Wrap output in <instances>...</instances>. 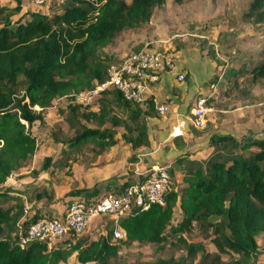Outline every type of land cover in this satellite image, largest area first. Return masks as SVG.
<instances>
[{
	"label": "trees",
	"instance_id": "trees-1",
	"mask_svg": "<svg viewBox=\"0 0 264 264\" xmlns=\"http://www.w3.org/2000/svg\"><path fill=\"white\" fill-rule=\"evenodd\" d=\"M13 1L11 4L0 0V264H67L72 257L78 264H148L142 260L116 261L121 245L113 238L114 223L106 233L92 239L70 232L62 245L33 241L21 246L22 234L42 212L34 207L19 231L11 237L3 236L5 226L22 213L26 204L22 196L2 187L10 176L21 171L23 163L41 144L30 127L44 118L42 111L53 101L65 97L74 114L87 120L99 119L100 113L86 111L91 105L78 103L74 94L106 79L111 62L100 57V50L115 42L123 31L148 22L153 9L166 0H100L98 6L92 0H65L64 5L52 0L48 11L29 8L23 0ZM249 13L255 20H264V0H251ZM254 73L263 76L264 64L258 65ZM19 88L24 91L21 98L15 95ZM110 94L123 107L131 109L129 118L139 124L137 136L124 134L125 138L133 143L134 149L149 147L147 123L140 116L157 111L154 95H149L142 104L126 100L117 89L104 91L98 98ZM35 105L41 110H34ZM80 127L68 143L76 153L83 152L88 143L105 153L118 141L115 132L108 128L100 130L86 124ZM209 143L224 145L226 152L206 160L191 157L188 150L176 155L172 163L182 167L183 184H176L172 176L164 205L134 207L131 214L121 217L118 223L125 232L123 242L163 244L175 206L179 204L183 229L207 222L217 236V244L243 258L256 255L257 236L264 233V138L247 137L240 141L232 133H213ZM253 146L257 148L244 155ZM51 161L46 157L42 168H49ZM128 182L121 185L120 192L131 184ZM80 194L97 197L99 184L66 191L64 199ZM44 196L50 197L45 186L37 188L36 201ZM189 250L195 252L194 247ZM207 255L201 264H223L219 252ZM157 264L181 263L160 259Z\"/></svg>",
	"mask_w": 264,
	"mask_h": 264
},
{
	"label": "rangeland",
	"instance_id": "rangeland-1",
	"mask_svg": "<svg viewBox=\"0 0 264 264\" xmlns=\"http://www.w3.org/2000/svg\"><path fill=\"white\" fill-rule=\"evenodd\" d=\"M1 1L15 3L13 0ZM23 1L25 5L33 3L32 0ZM58 3L64 5L65 0H58ZM250 3L251 0H183L179 3L166 0L153 9L148 22L134 30L123 31L115 42L100 50V57L110 62L118 61L121 55L123 57L146 45L180 52L181 64L185 65L187 72L182 81L177 76L174 78L183 87L176 86L173 89L178 94V106L183 109L182 116L179 117L180 124L177 128L172 123L160 125L163 121L172 122L169 120V112L159 114L155 110L152 114L141 115L140 119L147 123L150 148L157 139L169 135L167 141L171 142L172 134H177L173 140L174 147L169 144L166 148L173 149L174 153L185 149L190 152L191 157L206 160L217 153L226 152L224 145L209 143L213 133H232L240 141L247 137L264 138V75L254 73L258 65L264 64V20H255L249 13ZM51 4L36 6H48L50 10ZM92 14L91 12L89 17ZM23 94L21 88L15 93L17 98L23 97ZM201 97L206 98L207 121L205 128L198 129L191 120ZM167 100L170 101L171 98ZM32 108L41 110L38 105ZM90 110L98 111L99 119L87 120L84 116H78L69 106L67 98L57 99L42 111L43 119L32 123L30 129L41 144L23 163L21 171L14 174L16 186L10 189H18L23 194L24 204L30 206L27 216L33 212L34 207L39 209L42 207L39 205L43 204L55 209L56 216H60L59 211L65 208L64 202L67 206L72 198L68 196L64 199L66 191L88 188L98 183L94 179L93 168L104 162L102 160L97 163L98 158H103L110 150L124 145H128L134 154L137 152L133 143L125 138L136 137L139 132V124L129 118L131 109L123 107L110 94L104 99L97 97L86 108V111ZM81 124L100 130L108 128L115 132L118 141L105 153L97 151L98 147L93 143H88L83 152L76 153V149L68 143L81 129ZM140 147L138 150L142 149ZM256 148L253 146L243 153L248 155ZM65 151L69 154L66 155ZM46 157H50L52 161L49 168L44 169L42 165ZM170 158L171 160L162 163L172 165V155ZM52 162L55 163L53 166ZM171 174L176 184H183L182 167L179 164L172 165ZM139 180V177H133L132 182L138 183ZM44 186L50 197L44 196L41 201H36V189ZM108 189L115 191L114 186H109ZM104 190L106 186H100L99 195L105 193ZM77 197L82 198L84 194ZM92 198L89 197L88 200ZM103 221L106 222L104 226L108 227L114 223L109 217H105ZM181 223V208L177 204L163 244L137 241L128 243L121 238L115 239L121 245L116 261L131 263L142 260L148 264H157L160 259H171L181 264H201V259H207V254L219 252L223 264H264L263 232L257 236L259 247L256 255L248 259L217 244V236L207 222L195 223L188 230L183 229ZM9 228L5 229L11 237L14 232ZM101 231L103 228L97 230L89 227L78 236L91 238ZM66 237L54 244H64ZM190 246L195 248L194 253H190ZM67 264L78 263L72 257V261Z\"/></svg>",
	"mask_w": 264,
	"mask_h": 264
},
{
	"label": "built area",
	"instance_id": "built-area-1",
	"mask_svg": "<svg viewBox=\"0 0 264 264\" xmlns=\"http://www.w3.org/2000/svg\"><path fill=\"white\" fill-rule=\"evenodd\" d=\"M51 1L32 0L36 5ZM92 1L97 6L101 3L100 0ZM180 59V52L176 50H162L146 45L111 62L104 81H95L91 88L74 94V97L78 103L88 106L102 92L117 89L126 100L142 104L150 95L153 84L159 82L165 72L174 73L180 81L186 78V73L179 67ZM156 108L160 114L169 111V105L165 102L156 104ZM206 114V98L201 97L195 106L192 124L198 129L205 128ZM171 170V163L152 165L141 173L138 183L132 182L120 193L108 191L90 200L85 196L74 197L69 201L63 216L45 213L31 221L19 243L26 246L33 241H47L51 246L70 232L82 233L98 217L116 220L113 237L123 239L125 232L118 223L119 219L131 214L134 207L148 209L153 204L164 205L166 194L172 186ZM29 208L26 204L25 215Z\"/></svg>",
	"mask_w": 264,
	"mask_h": 264
},
{
	"label": "crops",
	"instance_id": "crops-1",
	"mask_svg": "<svg viewBox=\"0 0 264 264\" xmlns=\"http://www.w3.org/2000/svg\"><path fill=\"white\" fill-rule=\"evenodd\" d=\"M10 3L13 4V2H10ZM26 6L34 10L48 11V6L37 7L36 4L34 3L32 4L28 3ZM120 57L122 58V55ZM181 59L179 61V67L185 73H187L185 70V65L181 64ZM175 76L176 75L174 73L165 72L162 75L161 80L153 84L150 95L151 94L154 95L155 101L157 102L156 104L160 102H165L170 106L168 115H169V120H171L172 122L163 121V122H160V125L163 126V125H166L167 123H172V125L174 124L177 128V126L180 124L179 117L182 116L181 114L183 113V109H181L178 106V102H179V100H177L178 94H175L176 92L173 91L174 87L176 86L180 87L182 85L180 84V82H176L175 81L176 79L174 80ZM167 98H171V100L168 101ZM176 135L177 134H172L170 138L172 139L171 142L167 141L168 137H170L169 135H167L166 137H161L160 139H157V141H155V143L152 145L151 148L148 146L143 147L145 149H140V150H138L137 148V152L135 154L133 153V151H131L132 149L130 150L128 145L126 146L124 145L121 148L118 147L116 150H110L103 158L97 159V163H100L102 160H104V162L101 163L99 166L93 168V171L95 172L94 179L98 180L99 187L103 186L104 188V186H106V190H104L105 192H108L109 186H114L115 188L114 192L120 193V187L125 181L129 180V182L131 181L132 183L133 177H141V173L145 169L149 168L152 165L161 164L163 161L171 160V158L169 159L171 155H172V158H174L179 153L185 151V149H183L181 151H178V153L177 151L174 153L173 149L166 148V145H169V144H171L174 147L173 140ZM183 139H186V138L184 137ZM13 176L14 174L6 180V182L4 183L5 185L3 184L2 188L9 190L14 195H19L23 197V194L19 193L20 190L18 189L17 190L15 189L16 191L10 190L12 186L13 187L16 186V184L14 185L16 181L13 178ZM73 198L74 197H72L71 199ZM39 206L45 207V208L39 207V209H41L42 214L47 213V214L56 216L55 209L53 210L51 207H48L45 204L39 205ZM64 209L65 208H61V210L59 211L60 216H57V217L62 216ZM26 216L27 215L24 214V210H23L22 213L15 216V218L10 222L9 225H6L5 228L8 229V227H10L9 230L12 228L14 233L17 232V230L19 231L22 222L26 219ZM104 218L105 217L96 218L90 224L89 227L91 229L96 228L97 230H100L103 228V231H101L99 234L106 233L109 227L104 226L106 225L105 224L106 222L103 221ZM109 218L116 225V220H114L111 217ZM6 229H4L3 236L9 237V235L6 233ZM96 236L91 237V239L95 238Z\"/></svg>",
	"mask_w": 264,
	"mask_h": 264
},
{
	"label": "clouds",
	"instance_id": "clouds-1",
	"mask_svg": "<svg viewBox=\"0 0 264 264\" xmlns=\"http://www.w3.org/2000/svg\"><path fill=\"white\" fill-rule=\"evenodd\" d=\"M114 225H115V223H114ZM115 227V226H114ZM114 231V230H113ZM114 238V237H113Z\"/></svg>",
	"mask_w": 264,
	"mask_h": 264
}]
</instances>
